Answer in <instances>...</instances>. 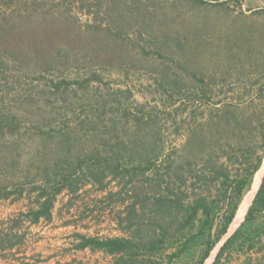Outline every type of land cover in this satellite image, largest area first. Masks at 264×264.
<instances>
[{
	"label": "trees",
	"instance_id": "obj_1",
	"mask_svg": "<svg viewBox=\"0 0 264 264\" xmlns=\"http://www.w3.org/2000/svg\"><path fill=\"white\" fill-rule=\"evenodd\" d=\"M95 1L99 7L109 2L107 13L111 30H116L114 39L127 36L124 22L127 17L133 24L143 23L141 30L153 41L159 33L169 37L168 30L163 29V18L145 12V8L134 7L129 11L120 0ZM18 3L0 16V70H10L12 66L16 72H23L24 67L32 64V74L40 78L50 76L49 90L61 94L73 86L84 87L101 79L100 73L88 66L82 74L68 77L71 61L84 60V64L93 65L126 62V57H114L109 51L121 48L124 52L115 40L105 43V39L99 40L97 36L84 38L76 30L72 34V24L64 13H49L52 0H18ZM37 7L43 10L38 12ZM163 45L158 43L156 50L150 51L141 48L145 55L163 58L159 51ZM236 57L237 63L224 65L218 75L201 83H195L196 74L187 73L181 66L180 71L187 74L180 75L174 70L175 75H170L171 69L165 64L145 71L148 80L161 92V98H166L160 113L169 117L172 132L167 138H174L175 145L169 148L168 141L158 144L154 135L152 142H147L135 131L131 140L134 147L128 154L138 152L136 166L125 165V159L117 157L113 149L106 158L99 155L97 148L83 156L70 155L69 150H62L69 138L63 124L58 131L49 123L33 127L24 124L25 131L19 132L22 125L13 113L16 110L13 104L0 110V148L8 143L7 147L17 148L32 135L38 136L43 150L48 145L55 147L51 158L46 159L44 150V158L38 157L31 163L30 174L18 175L19 169L12 162L0 169L1 176L8 172L19 176L0 185V202L29 200L27 211L0 223V256L5 252L14 255V249L25 244L29 226L52 221L57 198L62 193L74 195L89 184L104 191L118 175L130 174L132 179L136 175L133 171L138 170L148 182L149 192L140 198L141 189L134 188L135 201L126 207L123 213L126 216L117 213L115 219L127 237L101 239L78 234L76 248L102 252L113 258L112 264H176L184 257L188 260L185 264H204L227 236L264 161V47H247ZM119 67L116 74L128 77L131 71ZM20 76L15 75L14 82H20ZM24 104L21 103L22 109ZM154 115L148 114L149 119ZM137 122L140 130H136L140 132L148 126L142 117ZM81 123L85 124L84 120ZM94 124L86 123L91 127ZM147 146L143 157L142 147ZM152 152L156 155L151 156ZM6 160V155L1 156L0 165ZM121 194L122 191L111 192L108 198ZM120 201L124 203V199ZM233 261L264 264V175L244 222L223 243L213 264H234Z\"/></svg>",
	"mask_w": 264,
	"mask_h": 264
},
{
	"label": "rangeland",
	"instance_id": "obj_2",
	"mask_svg": "<svg viewBox=\"0 0 264 264\" xmlns=\"http://www.w3.org/2000/svg\"><path fill=\"white\" fill-rule=\"evenodd\" d=\"M52 1L53 5L48 6L49 13L55 15L64 13L63 16L72 24V34L76 33L74 31L76 30L84 38L97 36L99 40L105 39V43L115 40L118 45H122L124 52L121 48L114 51L110 48L109 51L111 50L114 57L122 55L127 58L121 65L100 62L93 65L84 64V60L77 63L71 61L66 72L68 77L73 78L78 73L82 74L85 66H88L98 71L101 79L94 80L84 87L73 86L61 94L51 92L54 91L52 88L49 90L50 76L42 75L40 78L38 74H32L34 73L32 64L24 67L23 72H16L17 69L12 66L10 70L6 68L0 70V110H5L7 105L13 104L16 108L13 113L18 116L22 125L19 132L25 131L24 124L33 127L39 123H49L51 124L49 126L56 128L57 131L63 124L64 132L68 129L69 138L62 150H69L70 155L83 156L97 148L99 155L106 158L111 156L113 149L117 151V157L125 159V165L136 166L139 163L136 158L138 152L128 154L129 149L134 147L131 140L135 131L147 142H152V135L158 144L168 141L166 144L171 148L175 143L174 138H167L172 132L170 120L167 115L160 113L163 110L161 103H164L166 98H161L159 95L161 92L157 90L153 81L148 80L145 71L165 64L166 68L171 69L170 75H175L174 70L180 75L196 74L195 83H201V80L208 81L210 76L218 75L224 65L237 63L238 52L247 47L251 49L264 47V0H203L205 2L202 3H194L191 0H120L127 4L129 11L134 7L145 8V12L163 18L165 21L163 29L168 30L169 37L165 38L159 33L154 41L149 34L141 30L143 23L133 24L129 17L124 20L127 23V36L114 39L116 30H111L107 13L109 2L99 7L95 0ZM15 5H19L18 0H0V16L8 13ZM20 6L24 8L22 4ZM36 10L40 12L43 9L37 7ZM158 43L164 44L159 49L163 58L143 53L141 47L146 51L156 50L155 46L157 47ZM138 57L143 59L144 63H140ZM119 66L131 71L128 77L116 74ZM180 66L187 69V73L180 71ZM17 74L22 77L20 82H14ZM21 103H25L23 109ZM151 113L155 114V117L149 119L148 114ZM141 117L148 126L140 132L137 120ZM82 120L85 124L81 123ZM89 121L95 123L93 127L86 125ZM147 133H151V136ZM24 141V144L17 148L7 147L9 143L0 148V157L6 155L8 158L2 162L0 169H5L8 163L12 162L19 169L18 175L30 174L31 163H35L38 157L44 158V150L46 159L51 158L55 149L53 144L43 150L38 136L35 135ZM146 149L148 146L142 147L143 157H146ZM154 155L156 152H152L151 156ZM133 172L136 175L132 179L129 178L130 174L122 172L116 178H110L112 181L104 191H99L97 186L89 184L74 195L62 193L57 198L52 221L50 223L41 221L33 226L26 223L25 227L29 228L25 244L15 248L14 255L3 253L0 256V264H112L113 258L102 252L78 250L76 235L101 239L127 237V233L123 232L115 221L116 214L126 216L123 214L127 211L126 207L135 201L134 188L141 189L140 198L149 192L145 178L138 170ZM263 174L264 161L255 179L257 184L245 197L239 209V212L244 209L242 216L237 217L227 236L204 264H213L223 243L239 228ZM14 176L9 172L5 176L0 175V185L19 178ZM110 179H107V183ZM118 191H122L120 196L113 195L112 199L108 198L111 192ZM31 199L33 201L34 196ZM121 199H124L123 204ZM28 205L27 199L16 202L2 200L0 223L27 211ZM187 261L184 257L176 264H185ZM233 262L236 264L237 261Z\"/></svg>",
	"mask_w": 264,
	"mask_h": 264
},
{
	"label": "water",
	"instance_id": "obj_3",
	"mask_svg": "<svg viewBox=\"0 0 264 264\" xmlns=\"http://www.w3.org/2000/svg\"><path fill=\"white\" fill-rule=\"evenodd\" d=\"M262 166H263V164H262ZM262 166H261L260 170L262 169ZM260 170H259V171H260ZM259 171H258V172H259ZM258 172H257V173H258ZM257 173H256V175H255V177H254L253 184H252L250 190H249V191L247 192V194L245 195V197H246V196L252 191L253 186L255 185V179H256ZM263 175H264V174H263ZM262 178H263V176H262ZM261 182H262V179H261ZM260 185H261V183H260ZM260 185H259V187H258L256 193L258 192V190H259V188H260ZM256 193H255V195H256ZM255 195H254V197H255ZM245 197L243 198V200H242V202H241V204H240V206H239V208H238V210H237V212H236V215H235V218H234L232 224L237 220V217H238V214H239V209H240V207L242 206V203L244 202ZM254 197H253V200H254ZM253 200H252V201H253ZM251 204H252V202H251ZM251 204H250V206H251ZM250 206H249V207H250ZM248 210H249V208L247 209V212H248ZM247 212H246V214H247ZM245 217H246V215H245ZM245 217L243 218V220H242V222L239 224V226L244 222ZM232 224H231V226H232ZM231 226H230V228H231ZM239 226H238V227H239ZM230 228H229V230H230Z\"/></svg>",
	"mask_w": 264,
	"mask_h": 264
},
{
	"label": "bare ground",
	"instance_id": "obj_4",
	"mask_svg": "<svg viewBox=\"0 0 264 264\" xmlns=\"http://www.w3.org/2000/svg\"><path fill=\"white\" fill-rule=\"evenodd\" d=\"M256 184H257V182L255 183V185H256ZM243 211H244V209H242V210L239 212V214H238L239 218L242 216Z\"/></svg>",
	"mask_w": 264,
	"mask_h": 264
},
{
	"label": "crops",
	"instance_id": "obj_5",
	"mask_svg": "<svg viewBox=\"0 0 264 264\" xmlns=\"http://www.w3.org/2000/svg\"><path fill=\"white\" fill-rule=\"evenodd\" d=\"M261 180V179H260ZM260 180H259V182H260ZM258 186H259V183H258ZM57 244V243H56Z\"/></svg>",
	"mask_w": 264,
	"mask_h": 264
}]
</instances>
